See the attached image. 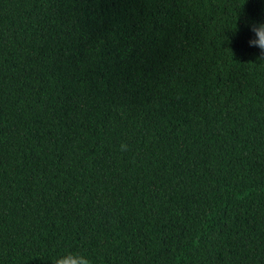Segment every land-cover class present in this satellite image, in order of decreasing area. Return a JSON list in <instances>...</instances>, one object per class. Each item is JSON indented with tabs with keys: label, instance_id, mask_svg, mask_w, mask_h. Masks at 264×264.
Instances as JSON below:
<instances>
[{
	"label": "trees",
	"instance_id": "obj_1",
	"mask_svg": "<svg viewBox=\"0 0 264 264\" xmlns=\"http://www.w3.org/2000/svg\"><path fill=\"white\" fill-rule=\"evenodd\" d=\"M244 17L264 0H0V264H264Z\"/></svg>",
	"mask_w": 264,
	"mask_h": 264
},
{
	"label": "clouds",
	"instance_id": "obj_2",
	"mask_svg": "<svg viewBox=\"0 0 264 264\" xmlns=\"http://www.w3.org/2000/svg\"><path fill=\"white\" fill-rule=\"evenodd\" d=\"M242 23L250 33L247 41L249 47L255 48L258 51V57L264 58V18L244 17ZM237 30L236 25L234 32ZM52 264H92V261L82 252H72L58 255L53 259Z\"/></svg>",
	"mask_w": 264,
	"mask_h": 264
}]
</instances>
